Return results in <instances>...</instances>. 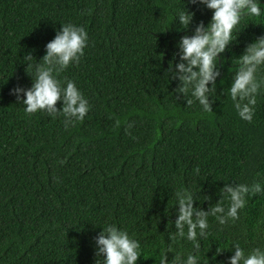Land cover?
Returning <instances> with one entry per match:
<instances>
[{"label": "trees", "instance_id": "16d2710c", "mask_svg": "<svg viewBox=\"0 0 264 264\" xmlns=\"http://www.w3.org/2000/svg\"><path fill=\"white\" fill-rule=\"evenodd\" d=\"M184 9L193 15L181 27ZM210 15L200 0H0V264H95L107 224L138 241L136 264H158L163 250L170 264L177 253V264L189 254L229 264L236 244L245 254L264 249V64L251 120L228 95L238 57L264 35V13L243 15L218 54L205 111L191 85L179 90L176 64L180 38ZM67 23L87 42L53 75L73 81L89 109L65 126L60 111L25 113L23 91L12 89L31 86L45 44ZM254 183L262 190L245 193L236 218L211 214L217 204L226 211V185ZM181 189L194 219L209 213L196 246L175 235Z\"/></svg>", "mask_w": 264, "mask_h": 264}, {"label": "clouds", "instance_id": "9594fccd", "mask_svg": "<svg viewBox=\"0 0 264 264\" xmlns=\"http://www.w3.org/2000/svg\"><path fill=\"white\" fill-rule=\"evenodd\" d=\"M200 2L211 10V15L206 23H197L191 35L182 36L178 41L182 62L177 63L176 68L178 79L181 81L179 90L189 91V85H191L190 96L194 97L207 111L209 109L206 98L209 90L207 84L217 75L214 69L218 54L233 39V30L242 16L247 14L250 18H258L264 13V7H261V0H200ZM192 15V12L185 9L177 14L181 27L188 25ZM86 42L87 33L82 26L71 23L60 26L54 37L45 44V51L41 57L43 63L36 66L31 86L27 89H12L17 93L23 91L22 99L19 97L18 99L24 106L25 113L43 110L52 115L60 111L65 117V126L73 119L80 121L85 117L89 109L87 100L73 81L67 80L62 86L53 72L55 70L58 73L70 63L77 62ZM24 59L32 61L30 55H26ZM237 62L241 67L228 88V95L234 101L233 106L237 115L244 120H251L254 109L250 106L256 103L252 94L258 88L256 72L258 66L264 64V35L250 42L238 57ZM28 67H31V63ZM245 98H247L246 101ZM58 99L62 104L59 109L55 106ZM225 190L229 201L226 211L224 207L217 204L210 212L212 215L223 212L229 218H236L237 209H241L245 204V193L252 194L262 189L260 183H254L250 186L226 185ZM175 198L178 204L174 221L177 230L175 235L187 239L192 246H196V237L207 227L206 217L209 213L203 210L196 211L194 219L192 197L186 190L177 191ZM217 218L221 223L224 222V217ZM95 245V255L102 256V259L97 260L100 264H136L140 256L138 241L113 224L100 227L95 237ZM166 251L163 250L160 254L158 264H170L165 255ZM178 257L179 253L174 256L171 264H177ZM228 259L229 264H264V249L253 248L245 254L244 249L236 244L233 254ZM197 260L196 255L189 254L185 257L184 264H195Z\"/></svg>", "mask_w": 264, "mask_h": 264}]
</instances>
